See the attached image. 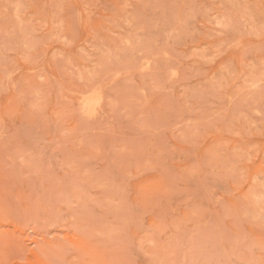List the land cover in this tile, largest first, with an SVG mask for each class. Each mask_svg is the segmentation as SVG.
Masks as SVG:
<instances>
[{
	"label": "rangeland",
	"instance_id": "374dc122",
	"mask_svg": "<svg viewBox=\"0 0 264 264\" xmlns=\"http://www.w3.org/2000/svg\"><path fill=\"white\" fill-rule=\"evenodd\" d=\"M0 264H264V0H0Z\"/></svg>",
	"mask_w": 264,
	"mask_h": 264
}]
</instances>
